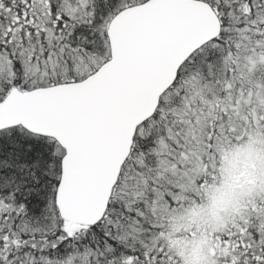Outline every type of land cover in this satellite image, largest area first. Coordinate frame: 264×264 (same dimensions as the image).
I'll return each instance as SVG.
<instances>
[{"label":"snow or ice","instance_id":"obj_1","mask_svg":"<svg viewBox=\"0 0 264 264\" xmlns=\"http://www.w3.org/2000/svg\"><path fill=\"white\" fill-rule=\"evenodd\" d=\"M0 264H264V0H0Z\"/></svg>","mask_w":264,"mask_h":264}]
</instances>
